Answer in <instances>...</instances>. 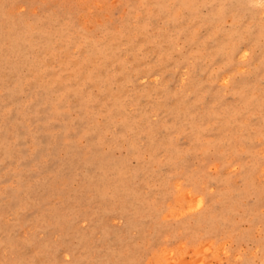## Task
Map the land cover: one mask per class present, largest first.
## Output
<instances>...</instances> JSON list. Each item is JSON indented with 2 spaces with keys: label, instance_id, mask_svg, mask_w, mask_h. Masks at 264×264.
Here are the masks:
<instances>
[{
  "label": "rangeland",
  "instance_id": "374dc122",
  "mask_svg": "<svg viewBox=\"0 0 264 264\" xmlns=\"http://www.w3.org/2000/svg\"><path fill=\"white\" fill-rule=\"evenodd\" d=\"M0 264H264V0H0Z\"/></svg>",
  "mask_w": 264,
  "mask_h": 264
}]
</instances>
